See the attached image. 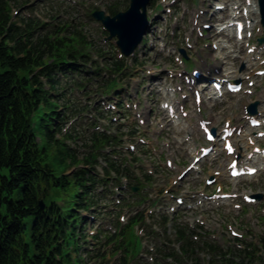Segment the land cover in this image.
<instances>
[{
    "label": "rangeland",
    "instance_id": "1",
    "mask_svg": "<svg viewBox=\"0 0 264 264\" xmlns=\"http://www.w3.org/2000/svg\"><path fill=\"white\" fill-rule=\"evenodd\" d=\"M9 6L13 13L14 20H21V18L39 20L47 24L49 28H53L56 25V30L63 31L67 35L71 33L77 34L80 32L82 36L87 38L88 41H93L98 47L105 48L106 51L111 50L109 42H104V38L107 36L106 32L103 30L102 23L94 19L91 13L97 9H107L108 5L116 0H8ZM253 6L250 7L252 10V16L257 20H260L259 10H258V0H252ZM122 4L119 10H126L129 6V0H121ZM227 6L230 5V10L217 11L215 15V5ZM245 5L246 0H152L151 4L148 6V16L152 20L151 28L148 29L146 34V41L141 44L137 49L134 58L138 59L137 64H131L128 68L132 75L122 78L117 83H121L117 86L120 88V95L125 98L124 103L130 101V95L132 97L139 96L141 100L140 104L144 109H146V104H151L154 106V113L151 116H146V125L143 128L144 137L149 139L150 145L155 144L160 152L157 157H153L149 152L150 147L148 145L142 146L143 154L142 156L150 158L149 161L154 163V179H152V184L147 189H145V195H147V204L153 201L152 197L155 198L157 194L161 193V190L172 189L171 192L176 195H186L189 199H193L192 196L197 194L199 191H204L205 189V179L214 176L215 171L227 173V166L230 158L227 157L226 152L221 150L216 153L215 156L207 157L198 171H192L188 173L183 178V183L180 187H173L172 180L184 169L192 160L193 153L187 151L186 148L191 143H186L185 146L179 147V140L182 139L185 134L178 131V126L170 123L166 111H164L161 106L165 101L180 100L181 95L191 96V99L185 100V105L189 116L186 117L188 123L194 124L198 127V114L200 113L203 118L210 119L213 121V126L219 130L223 129L226 121L230 120L232 124H239V121L247 123L244 116L248 114L245 107H248L254 102H258L257 111L263 112L264 110V77H254L256 84L252 89H254V94H239L235 96L234 94L227 93L225 97L220 100H216L213 95H211L213 88L210 82L205 81L202 83H195L193 86L197 88L198 86L204 87L209 86L208 90L205 89L203 93V101L200 105L201 112H198V106H192L194 101L193 91L190 92L188 89V84H186L185 77H181V73H188L190 77L194 69H200L205 75L204 78L209 80L210 76H222L229 74L232 80L235 77H240L244 79L245 86H248V81L245 76L248 74H253L250 69H256L258 67H263L260 65L262 58L257 59V64L255 67L252 65L248 66L250 62V57H242L246 55L247 46L244 42H239L231 32V28L228 30L227 34H223L222 40H219V36L215 35L216 29L213 27L209 31L205 32L204 36L198 34V26L195 24V16L201 14V12L208 11L204 15V22L213 21L221 15L227 18L230 17L231 12L237 10V6ZM228 5V6H229ZM257 5V6H256ZM108 14H110L108 12ZM232 16V15H231ZM201 23L200 25H203ZM68 27V28H65ZM200 29V27H199ZM63 33V34H64ZM264 38V27L262 24H257L254 30V35L252 40L248 37L252 43L258 42V38ZM245 40V43L246 41ZM113 42V41H112ZM264 48V46H263ZM180 49H184L187 54V59L180 52ZM97 47L91 48L90 52L94 59H100L97 57ZM180 58V59H179ZM178 59V60H177ZM181 59H184L182 62ZM190 63H187V61ZM219 63L222 69L218 72V66L215 64ZM245 63L246 67L241 72L240 68L242 64ZM210 71V74L208 72ZM216 70V71H214ZM241 72V74H239ZM90 75L89 77H91ZM70 77V76H69ZM111 77H107L109 80ZM93 79V78H91ZM97 78L93 81L87 83L85 89L89 91L101 92V87L99 85L104 84L100 82ZM66 85H71L66 90L65 98L61 100L60 105L63 107L66 100H71L72 108L66 109L71 111L75 109L78 110L76 115H79L74 122V126H79L80 130L83 132V137L89 134V130L92 131L94 125L92 123L96 121V116L102 117L98 112L92 107H87V103H93L96 101L100 102V106L103 104L102 98L99 95L88 96L83 93V91L77 89L79 88L71 78L65 80ZM172 86L176 91H172ZM182 86L185 90H178ZM168 87V88H167ZM168 89V91L166 90ZM185 91V93H183ZM70 97V98H69ZM245 103V104H244ZM56 105V104H55ZM51 107H41L35 115V123L41 114L45 111L47 114H51V111L56 110V106ZM84 106V107H82ZM103 106V105H102ZM245 109V114H244ZM148 110V109H146ZM127 115L114 113L119 119L117 124L111 125V129H116L119 124L127 123L134 120L133 108H127ZM47 114L45 117L48 118ZM54 113L52 116H55ZM50 121V120H49ZM121 121V122H120ZM103 123V122H101ZM105 125V124H103ZM36 131L41 143H45V131L44 129L36 125ZM128 127H121V130H126ZM246 133H248L247 126ZM198 131V132H197ZM196 132L192 131L193 138L195 140L194 145L199 151L200 145H206L208 143L204 140V135L201 130ZM257 131V130H256ZM149 132V133H148ZM245 138L241 135H236L235 141ZM170 142L171 147H165L164 143ZM262 146H264V139L260 140ZM244 147H242L241 159L246 160L248 149L251 150V145H246V139L243 141ZM128 155V154H127ZM173 155V156H172ZM166 157L173 158L180 166L176 170H171L166 166ZM48 161L56 169L58 173L63 172L68 168V160H62L61 155L58 151H54L49 155ZM245 162V161H244ZM139 165V164H137ZM70 170V168H68ZM67 170V172H68ZM137 174H142V169L137 168ZM217 176V175H215ZM140 177V176H139ZM142 181V180H141ZM218 184L224 187V191L234 192L239 190L240 196L235 200H226V203L221 206H213L207 203H202L200 205L199 197L194 200L192 205H197V208L191 210H185V206H180L178 212L171 213L169 211L168 205H175L176 201L168 202L165 200L166 197L160 200V203L154 205V213L150 215L152 220L147 224L146 230L150 231L152 229V224L154 223V228L159 227L162 233L165 232L164 222L162 221V215L168 216L170 227V233H174V229L177 225L184 226L188 225L194 231L198 233L202 232V240L211 241L214 235H219L221 237L224 250L229 248L242 249L248 242L254 243L255 245H261L262 238H264V197L258 200L257 203H246L244 201V194H258L264 195V170H260L256 175L250 177H244L240 179H232L226 176L218 180ZM217 184V185H218ZM217 185H212L208 189L216 191ZM79 188L74 185H70L67 189L61 190L57 195L58 201L63 204L66 208L75 207V198ZM129 191H127L128 193ZM170 192V193H171ZM137 193V192H136ZM91 198V194L88 196ZM160 198V196H159ZM133 199V198H132ZM138 199V197H136ZM101 201V200H100ZM102 200V204L105 203ZM241 204V208H236L235 204ZM168 204V205H165ZM144 204L141 206H131L129 215L133 216L134 211L142 209ZM164 206V209L162 207ZM133 207V208H132ZM102 210V209H101ZM98 210L99 215L102 214ZM95 213V212H94ZM100 219L107 221L109 218L102 214ZM197 220H202L203 222H197ZM154 221V222H153ZM90 223V220L87 224ZM80 222H78V225ZM91 224V223H90ZM99 222H94V228L96 229ZM200 225L201 227H199ZM230 225L234 230L243 235L242 238L234 237L231 234ZM31 222L28 225L26 239L31 243ZM87 225H85V228ZM167 227V226H166ZM170 234L167 235V237ZM172 240L175 239V235H171ZM165 235L154 238V242H160L164 239ZM126 244L130 250H140L142 244L140 240H136V229L135 226H131L125 229ZM239 238L241 240H237ZM88 239V238H87ZM243 239V240H242ZM95 245V244H94ZM87 250H90V244L84 243ZM97 246V245H95ZM242 246V247H241ZM260 247V246H258ZM84 248V249H85ZM256 252V249L254 250ZM83 253L86 255V260L89 264H98L101 258L90 259L91 254ZM259 253L263 255L264 249L260 248ZM83 254V255H84ZM258 256V254H257ZM139 259H135L129 264H144L146 261L142 257V260L138 262ZM112 261V259H110ZM147 262V261H146ZM115 264H123L120 261H115ZM260 261H255L254 264H261Z\"/></svg>",
    "mask_w": 264,
    "mask_h": 264
},
{
    "label": "trees",
    "instance_id": "2",
    "mask_svg": "<svg viewBox=\"0 0 264 264\" xmlns=\"http://www.w3.org/2000/svg\"><path fill=\"white\" fill-rule=\"evenodd\" d=\"M121 4L117 0L109 5L111 15L119 11ZM64 32L65 29L56 30V25L49 28L39 20L23 17L15 21L9 1L0 0V264H88L81 254L87 219L79 211L90 209L97 202L88 196L99 179L94 165L90 169L66 171L81 160L96 161L94 152L98 153L104 142L117 140V136L92 132L89 137H83L92 154L80 157L66 140H78L81 131L76 125L66 132L63 128L69 118L84 108L73 113L67 111L72 108V102L66 100L63 107L60 105L66 95L62 91L71 87L64 86L68 78L81 90L99 78V83L104 82L99 85L101 91H114L117 81L130 72L126 58H117L112 43H108L111 50L106 51L80 32L70 35ZM96 47L100 59H94L90 52ZM107 77L111 78L106 80ZM84 92L87 96L92 93L88 89ZM52 105L56 110L51 114L45 111L36 124L39 109ZM60 106L62 110H58ZM36 125L44 129L45 143L40 142ZM58 134L63 137L59 138ZM54 151L59 152L62 160H68V168L61 173L48 161ZM70 185L79 188L72 209L57 199L59 192ZM40 199H44V209L40 207ZM30 222L31 243L26 239ZM134 222L135 219L131 224ZM188 230L187 226L180 227L178 239L184 240L186 254L189 251L196 254L197 244L190 239ZM114 239L116 235H109L106 244ZM209 246L215 252L222 251L212 244ZM236 251L232 250L233 258L227 261L214 258L211 264H237L236 257L243 259V252H251ZM164 255L175 254L164 252ZM100 256L104 257L101 248L95 258ZM123 261L129 264L128 256H123Z\"/></svg>",
    "mask_w": 264,
    "mask_h": 264
},
{
    "label": "water",
    "instance_id": "3",
    "mask_svg": "<svg viewBox=\"0 0 264 264\" xmlns=\"http://www.w3.org/2000/svg\"><path fill=\"white\" fill-rule=\"evenodd\" d=\"M258 1L264 23V0ZM150 2L151 0H131L130 7L126 11H120L114 16H106L104 11L93 13L94 17L101 20L110 32L108 39L118 37L117 45L125 55H130L136 49L149 29L147 8ZM255 106L256 104L252 106L251 112H255ZM133 189L138 190L136 187ZM40 207L45 208L43 199L40 200Z\"/></svg>",
    "mask_w": 264,
    "mask_h": 264
},
{
    "label": "bare ground",
    "instance_id": "4",
    "mask_svg": "<svg viewBox=\"0 0 264 264\" xmlns=\"http://www.w3.org/2000/svg\"><path fill=\"white\" fill-rule=\"evenodd\" d=\"M247 56L248 57H250V58H252V57H254V55L253 54H247ZM246 56H244L243 58H245ZM219 65H221V64H219V63H216L215 64V66L217 67V66H219ZM259 69V68H258ZM207 89H208V86L206 87ZM199 120H202L201 118L199 119ZM239 127L238 128H240V127H243L244 128V124L243 123H240L239 125H238ZM188 128L189 129H191V131H196V128H198V127H196L195 125H192V124H189L188 125ZM242 133H244V134H242V136H245V135H247V138H242V139H240L238 142H237V144H236V146H237V152L238 153H240V151L242 150V147L244 146L243 145V141L246 139V141L247 142H249L248 141V133H245V130H243V132ZM192 145V144H191ZM252 147H254V146H252ZM192 153L194 152V154H196V149H195V146L194 147H192V151H191ZM198 155V154H197ZM234 158V156L233 155H231L230 156V160L231 159H233ZM258 159V164H259V169H264V164H263V159H261V158H257ZM232 161V160H231ZM226 176V171H224V172H221L220 173V175L218 176V179L220 180V179H223L224 177ZM243 176H240V177H238V178H235V179H240V178H242ZM244 177H249V176H244ZM243 177V178H244Z\"/></svg>",
    "mask_w": 264,
    "mask_h": 264
},
{
    "label": "snow or ice",
    "instance_id": "5",
    "mask_svg": "<svg viewBox=\"0 0 264 264\" xmlns=\"http://www.w3.org/2000/svg\"><path fill=\"white\" fill-rule=\"evenodd\" d=\"M217 7H219V6H217ZM205 27H207V25H205ZM238 27H240V28H242L243 26L241 25V26H238ZM249 35H251V33H249ZM251 51H253V49H251V48H249V52H251ZM260 75H264V73H260ZM230 87V89L232 90V91H239V89L238 88H235V87H233V86H229ZM197 100L199 101V96H197ZM164 107L165 108H169V105H167V104H165L164 105ZM205 131H207V129L205 128ZM209 140H212L213 139V136H211V135H208V137H207ZM207 151H211V149H209V150H207ZM228 151L229 152H232L233 151V149H232V147L231 146H229L228 147ZM170 164H171V162H169ZM232 167H235V165H232ZM255 169H248V173L249 174H253V173H255ZM232 175H238V173L237 172H235V171H233L232 172ZM209 182H211V181H209ZM245 199H248V197H245ZM181 203H182V201H181ZM238 207V206H237ZM233 235H237L236 233H233Z\"/></svg>",
    "mask_w": 264,
    "mask_h": 264
}]
</instances>
